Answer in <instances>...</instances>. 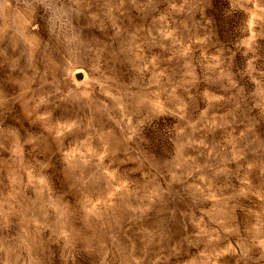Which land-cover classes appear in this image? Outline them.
Returning <instances> with one entry per match:
<instances>
[{
  "label": "rangeland",
  "instance_id": "obj_1",
  "mask_svg": "<svg viewBox=\"0 0 264 264\" xmlns=\"http://www.w3.org/2000/svg\"><path fill=\"white\" fill-rule=\"evenodd\" d=\"M0 264H264V0H0Z\"/></svg>",
  "mask_w": 264,
  "mask_h": 264
},
{
  "label": "water",
  "instance_id": "obj_2",
  "mask_svg": "<svg viewBox=\"0 0 264 264\" xmlns=\"http://www.w3.org/2000/svg\"><path fill=\"white\" fill-rule=\"evenodd\" d=\"M76 77H77V79H81L82 78V73L76 74Z\"/></svg>",
  "mask_w": 264,
  "mask_h": 264
},
{
  "label": "bare ground",
  "instance_id": "obj_3",
  "mask_svg": "<svg viewBox=\"0 0 264 264\" xmlns=\"http://www.w3.org/2000/svg\"><path fill=\"white\" fill-rule=\"evenodd\" d=\"M76 74H78V73H76Z\"/></svg>",
  "mask_w": 264,
  "mask_h": 264
}]
</instances>
